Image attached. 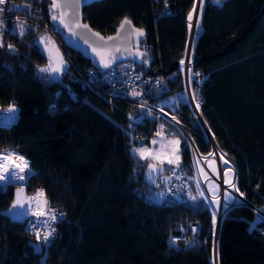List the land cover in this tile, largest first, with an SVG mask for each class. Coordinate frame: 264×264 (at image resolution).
I'll return each mask as SVG.
<instances>
[{"label":"trees","instance_id":"1","mask_svg":"<svg viewBox=\"0 0 264 264\" xmlns=\"http://www.w3.org/2000/svg\"><path fill=\"white\" fill-rule=\"evenodd\" d=\"M166 2L174 13L159 15L162 0H102L83 13L105 36L125 20L145 31L151 62L138 67L159 77L150 104L174 122L125 100L110 102L106 85L84 82L77 67L92 65L72 50L74 63L65 58L60 80H51L40 71L53 65L41 47L49 35L24 29L20 36V27L4 23L0 110L17 107L18 117L0 123V154L22 164L20 175L29 172L25 163L33 172L22 184L0 181V264H214V250L215 264H264V0H200L201 30L189 58L190 85L200 86L204 100L198 114L184 70L198 0ZM39 16L62 41L50 0ZM131 131L146 143L161 132L179 139L178 165L192 178L194 154L210 156L213 142L229 161L241 199L225 210L217 242L213 213L195 184L191 202H150L143 173L152 161L132 153ZM13 165L6 162L1 175L18 172ZM19 187L28 207L11 215ZM38 187L67 214L44 258L42 240L26 228ZM191 222L199 226L197 245L170 246L171 236L189 238Z\"/></svg>","mask_w":264,"mask_h":264},{"label":"built area","instance_id":"2","mask_svg":"<svg viewBox=\"0 0 264 264\" xmlns=\"http://www.w3.org/2000/svg\"><path fill=\"white\" fill-rule=\"evenodd\" d=\"M46 1L47 0H7V3L0 5V8L4 9V11L0 13V22H2L0 23V34L4 31L5 22H10L12 25L11 27L14 29L22 25L24 29L44 31L56 41L62 52L72 63H74L73 56L68 52L62 41L55 36L45 21L39 16L44 11ZM162 2L163 9L159 15H168L175 12V10L169 7L166 0H162ZM77 69L86 84L92 85L95 82H99L100 84L106 85L109 90L105 93V96L110 102L117 99L125 100L135 106L145 108L149 115L156 117L157 119L168 118L170 121L174 122V120L168 117L165 112L150 104V97L153 96L157 88L160 86V79L158 76L154 77L147 75L145 71L146 69H141L131 61L118 63L102 71H97L93 66L85 69L77 67ZM189 69L190 66L185 69L187 95L192 108L198 114V109L203 105L204 100L201 96L200 86L190 85L191 75ZM133 91L138 93V95L133 96ZM197 105H199V107H197ZM129 117L133 121H136L131 116ZM138 120L140 121L141 117ZM163 135L165 137L170 136L166 132H163ZM128 137L130 139L132 153L138 156L134 150L139 149L144 145L147 142V137L134 133L133 131L128 133ZM194 158H196L195 154ZM216 181L221 187V204L218 211H215L213 199L206 187V195H203V199L213 213L215 235L217 234L222 216L225 212V210L223 211V198L224 190L227 189L223 177L216 178ZM146 195L153 204H160L166 198H172L179 203H186L193 201L192 197H196V192L192 177L188 176L179 165H175L172 166L168 172L158 178L155 186L147 187ZM53 214L56 216L55 220L50 219V216ZM66 219V212L62 211L58 206H53L45 196L44 188L38 187L36 192L30 198V206L26 216V228L30 233L37 237V234L39 233L38 238L42 240L45 252L42 258L45 257L49 247L56 238L58 225L61 222L66 221ZM48 232H52V235L49 237L48 241H44L43 236ZM198 234V224L191 222L189 224V238L183 234L171 236L169 245L174 246L179 243H185L194 247L197 245L196 239L198 238Z\"/></svg>","mask_w":264,"mask_h":264},{"label":"water","instance_id":"3","mask_svg":"<svg viewBox=\"0 0 264 264\" xmlns=\"http://www.w3.org/2000/svg\"><path fill=\"white\" fill-rule=\"evenodd\" d=\"M52 9L57 13V17L63 15V23L59 19L56 20V25L61 29V38L63 45L73 52L81 55L84 59L88 60L91 65L97 70L102 71L107 69L104 67L103 62H110V67L118 63L131 61L144 69L150 66V57L145 50L147 45V38L145 31L134 25L131 20L130 24L121 25L110 35H103L101 32L92 28V26L84 20V8L90 6L95 2L102 0H50ZM53 2L60 5L59 8H53ZM200 0H198L193 20L197 21L199 14ZM77 24L80 26L77 27ZM191 34L188 46L186 67L189 68V58L192 48V38L194 21H191ZM67 25V27H65ZM87 25V27H83ZM143 35H140V33ZM197 34V33H195ZM142 54V55H141ZM103 61V62H102ZM109 68V67H108ZM214 152H216L217 159L219 154L217 147L213 142ZM166 173L165 166L163 165L162 171L149 172L146 166L143 173V180L147 186H155L158 178ZM31 173L28 174V176ZM27 176V177H28ZM151 177V178H149ZM222 178V176H221ZM235 181V176H234ZM22 184V183H18ZM218 231L216 234V242Z\"/></svg>","mask_w":264,"mask_h":264},{"label":"rangeland","instance_id":"4","mask_svg":"<svg viewBox=\"0 0 264 264\" xmlns=\"http://www.w3.org/2000/svg\"><path fill=\"white\" fill-rule=\"evenodd\" d=\"M199 13H200V8H199ZM191 21H194V29H193L194 30L193 39H194V37L201 30V23H200V19H199V14L197 17V21L193 20V18L191 19ZM195 33H197V34H195ZM41 47L43 50L49 52V55L51 56V58L53 60V63H52L53 67L60 65L62 62L63 69L65 70V67L68 64V61L65 58L68 59V57L62 52L59 45L56 43V41L53 38H50L49 36L45 37L43 43L41 44ZM185 69H186V61H185ZM64 70L61 72H50L49 78L51 80H60ZM185 74H186V72H185ZM10 108H14L15 111H17V112H15L13 121H11L10 123L5 122L4 117L9 116L12 113L9 110L6 113L1 112V110H0V123L3 125L12 124L13 122L16 121V119L18 117V109L14 106H11ZM153 140H156L157 143L153 144L152 143ZM176 140H179V139H177V138H171L170 139V136L165 137L164 135H162V132H161V133L157 134L156 136L152 137L150 139V142L148 141V143L142 145L140 148H142V147L146 148L148 150L146 155H148L149 153L152 155H157L159 157V159L165 161L164 162L165 166L172 167V166L177 165L178 162L174 163L172 165H169L167 163V159H173L174 161L177 159L176 155H173V153L176 152L177 148L179 150L178 151V161L180 159V151H181L180 141H179V145H177V144H175ZM169 142H171V143H169ZM218 154H219V152H218ZM195 155H196V158H194L195 177L192 178L193 183L196 185L199 192L203 191L204 196L206 195L205 187L209 190L210 196L213 199L215 211H218L220 204H221L220 203L221 187H220V184L216 181V178H221V176H222L223 181L227 185V189L224 190L223 211L226 210L228 207L232 206L237 201H239L241 199V196L235 190V187L230 186L226 182L227 180L230 179L232 182V185H234V169H233L232 165L229 163V161L223 157H220V155H219V160H218L217 156H216V152H213L210 156H208L206 158L198 156L197 154H195ZM3 157H4V155L0 154V165L5 166L6 162L11 161V162H13V164H19L20 167H23L20 162H18L17 160L12 158L11 156H9V159L6 162L3 160ZM138 157H139V155H138ZM141 160L147 161L144 159H141ZM148 161H151V160H148ZM224 161H227V163H225ZM2 168H4V167L0 166V175H1V169ZM15 169L19 172L18 168H15ZM226 171L228 172V176L224 175V173ZM28 174H29V172L24 176L25 177L24 180H19V181H15V182H11V183H24L27 179ZM1 182L9 183L7 181H1ZM210 184L216 186L215 194H213V192L210 190V188H209ZM18 193H19V196L17 195ZM201 197L204 198L203 196H201ZM17 199H19V201L21 202L23 207H21L20 205H17ZM28 203H29V201H28V198L26 197V193L24 192V190L21 187H19L16 190L15 200L7 212H9V214L11 213V215L20 214L21 212H25L26 208L28 207ZM14 205H16V207H14ZM216 217H217V215H216ZM215 223H216V220H215ZM212 261L215 264V250H214V254L212 256Z\"/></svg>","mask_w":264,"mask_h":264},{"label":"snow or ice","instance_id":"5","mask_svg":"<svg viewBox=\"0 0 264 264\" xmlns=\"http://www.w3.org/2000/svg\"><path fill=\"white\" fill-rule=\"evenodd\" d=\"M78 2H79V0H78ZM213 2H214V3H219L220 0H213ZM5 3H7V0H0V5H3V4H5ZM52 6H53V8H59V7H60V5L57 4V3H55V2H53V5H52ZM3 11H4V9H3V8H0V13H2ZM52 19H53L54 21L57 20V19H59V20L61 21V23H63V15H61V16H59V17H57V16H52ZM189 19H191V16H189ZM0 23H2V22H0ZM130 23H131L130 21L125 20V21L123 22V24L121 25V28H123L124 25L130 24ZM79 26H80V25L77 24V27H79ZM65 27H67V25H65ZM83 27L86 28L87 25H83ZM18 34H19L20 36H23V34H24V28H23L22 25H21L20 28H19V33H18ZM140 35H143V33L141 32ZM3 46H4L3 43L0 42V47H3ZM8 48L11 49V48H12V45H8ZM141 55H142V54H141ZM102 62H103V61H102ZM103 63H104V67H105V68L110 67V62H103ZM181 63H183V61H181ZM63 70H64V69H63V64H62V62H61L60 65H58V66H56V67H53L51 64H49L48 67H45V68H41V69H40L41 72H61V71H63ZM132 95H133V96H136V95H138V93H136V92L133 91ZM197 107H199V105H197ZM9 111H10V112L14 111V108H10ZM152 143H153V144H156L157 141H156V140H153ZM169 143H171V142H169ZM175 144L179 145V140H176V141H175ZM134 151L139 155V157H140L141 159H144V160H151V161H153L152 163H149V164L147 165V167L149 168V172H150V173H151V172H156V171H162V170H163V164H164L165 161L159 159V157H158L157 155H152V154H150V153H149L148 155H146V153L148 152V150H147L146 148H143V147H142V148H139V149H135ZM178 151H179V150H178V148H177L176 152L173 153V155H176V157H177V159H176L175 161H174L173 159H167V163H168L169 165H172V164L178 162ZM8 159H9V156H8V155H4L3 160L6 162V161H8ZM17 159H21V160H22L23 158H22V157H17ZM224 162L227 163V161H224ZM0 166H3V167H4V171H5V172H8V168H7L6 166H4V165H0ZM177 166H178V163H177ZM13 167H14V168H18V169H19V172H23V171H24V168L20 167L19 164H15V165H13ZM24 167H27V164H26V163H25ZM19 172H15V171H13V172L9 173L7 176L0 175V181H5V180H6L7 182L11 183L12 181H15V180H24L25 177H24L23 175H20ZM224 175H225V176H228V172L226 171V172L224 173ZM149 178H151V177H149ZM226 182H227L230 186L235 187L234 185H232V182H231L230 179L227 180ZM209 188H210V190L213 192V194H215V192H216V186L210 184V185H209ZM0 190H2V187H0ZM236 190L238 191V189H236ZM203 194H204L203 191H201V192H200V195L203 196ZM17 195L19 196V193H18ZM241 195H242V194H241ZM192 199L195 200L196 197L193 196ZM45 203H46V202H45ZM17 205H20L21 207H23V205L21 204V202L19 201V199H17ZM14 207H16V205H14ZM50 219L55 220V219H56V216L53 214V215L50 216ZM45 223H46V221H45ZM37 235H38V237H39V233H38ZM51 235H52V232H48V233H46V234L43 236L44 241H48V240H49V237H50Z\"/></svg>","mask_w":264,"mask_h":264},{"label":"bare ground","instance_id":"6","mask_svg":"<svg viewBox=\"0 0 264 264\" xmlns=\"http://www.w3.org/2000/svg\"><path fill=\"white\" fill-rule=\"evenodd\" d=\"M193 34H194V30H193ZM192 41H193V38H192ZM15 112H17V111H15V109H14V111L11 112L12 113L11 115L4 117L5 118V122L10 123L11 121H13Z\"/></svg>","mask_w":264,"mask_h":264},{"label":"crops","instance_id":"7","mask_svg":"<svg viewBox=\"0 0 264 264\" xmlns=\"http://www.w3.org/2000/svg\"><path fill=\"white\" fill-rule=\"evenodd\" d=\"M17 108V107H16ZM18 109V108H17ZM29 171V173L33 172L30 168L26 167Z\"/></svg>","mask_w":264,"mask_h":264}]
</instances>
